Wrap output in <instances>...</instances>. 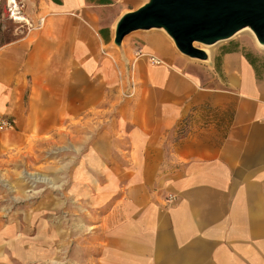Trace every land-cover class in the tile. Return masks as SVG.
<instances>
[{"label":"crops","instance_id":"0c3cea01","mask_svg":"<svg viewBox=\"0 0 264 264\" xmlns=\"http://www.w3.org/2000/svg\"><path fill=\"white\" fill-rule=\"evenodd\" d=\"M23 2L43 24L5 19L0 28V118L13 123L0 130V165L85 115L116 111L88 137L76 173L89 176L87 194L123 198L83 200L104 212L101 231L88 235L94 254L73 249L78 264H264V48L246 38L204 65L150 30L131 35L123 51L114 27L136 0ZM6 230L0 264L42 257L24 232Z\"/></svg>","mask_w":264,"mask_h":264},{"label":"rangeland","instance_id":"374dc122","mask_svg":"<svg viewBox=\"0 0 264 264\" xmlns=\"http://www.w3.org/2000/svg\"><path fill=\"white\" fill-rule=\"evenodd\" d=\"M120 1L123 4L130 0ZM128 5L132 6L133 3ZM146 31L150 30L130 32L122 39L121 46L113 41L115 48L124 51L125 41L131 35ZM158 31L164 33L162 30ZM246 38L253 39L247 31H241L230 39L213 44L208 59L193 61L204 65L211 64L214 53H217V56L225 47L236 46ZM253 41L258 45L254 39ZM196 45L203 48L201 44ZM129 58L131 61L134 59L133 53ZM133 77L134 80H130L127 91H123L122 97L125 99L133 97L131 95L136 84L134 74ZM115 114L114 108L110 107L102 114L85 115L81 118L82 123H70L60 130L59 135L50 138L48 142L40 143L23 158H16L8 164L0 165V168L4 167L3 171L0 169L2 171L0 187L4 189L0 194V229L1 232L7 229L6 231L25 233L26 243L29 242L31 248L42 256L36 257L33 254L30 263L27 264H78V256L73 258V249L77 255L94 254L88 250L92 247L87 245L88 235L93 230L101 231L102 227L99 226L101 220L98 219L104 211L99 207L92 208L83 200L103 201L120 199L123 196L108 193L103 195L100 192L95 196L87 194L85 191L86 184L90 181L89 176L83 175L82 172L79 176L76 171L79 164L83 167L88 137L103 132L106 129L104 123L112 120ZM192 115L182 119L178 132L183 133L187 129V124L192 123L194 119ZM102 179L101 177L98 180L100 184ZM165 198L172 201L175 197L169 194ZM91 218L97 219L94 222L96 224L89 220ZM90 223L93 224L91 228ZM86 261H80L79 264H87Z\"/></svg>","mask_w":264,"mask_h":264},{"label":"water","instance_id":"95a60500","mask_svg":"<svg viewBox=\"0 0 264 264\" xmlns=\"http://www.w3.org/2000/svg\"><path fill=\"white\" fill-rule=\"evenodd\" d=\"M124 11L114 27L113 41L137 30H162L175 48L190 59L209 58L196 44L212 46L247 29L264 48V0H141Z\"/></svg>","mask_w":264,"mask_h":264},{"label":"built area","instance_id":"2783aa9c","mask_svg":"<svg viewBox=\"0 0 264 264\" xmlns=\"http://www.w3.org/2000/svg\"><path fill=\"white\" fill-rule=\"evenodd\" d=\"M23 0H0V28L3 20L7 19L19 26H25L27 29L40 28L43 20L39 19L36 23L30 21L24 11ZM150 61L155 64L161 63V59L150 55ZM13 127V123L9 119L0 118V130H6Z\"/></svg>","mask_w":264,"mask_h":264},{"label":"bare ground","instance_id":"6f19581e","mask_svg":"<svg viewBox=\"0 0 264 264\" xmlns=\"http://www.w3.org/2000/svg\"><path fill=\"white\" fill-rule=\"evenodd\" d=\"M243 31H247V33L250 34V36H252V38L254 39L253 35L251 34V32H249V30L245 29ZM165 34V33H164ZM165 36L171 41V43L173 44L172 39L165 34ZM255 40V39H254ZM174 45V44H173ZM203 48L210 54L211 53V46L210 45H203Z\"/></svg>","mask_w":264,"mask_h":264}]
</instances>
